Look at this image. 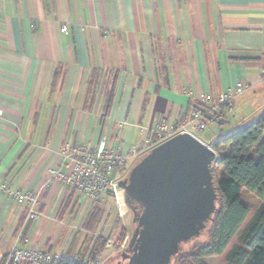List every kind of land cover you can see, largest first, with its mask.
Listing matches in <instances>:
<instances>
[{
	"label": "crops",
	"instance_id": "1",
	"mask_svg": "<svg viewBox=\"0 0 264 264\" xmlns=\"http://www.w3.org/2000/svg\"><path fill=\"white\" fill-rule=\"evenodd\" d=\"M263 68L264 0H0V183L40 200L29 218L0 191V255L87 258L102 222L127 227L107 197L96 232L86 229L96 204L51 178L66 170L64 142L126 150L162 117L186 118L189 88L215 95L240 82L234 112L211 125L247 121L264 107Z\"/></svg>",
	"mask_w": 264,
	"mask_h": 264
},
{
	"label": "water",
	"instance_id": "2",
	"mask_svg": "<svg viewBox=\"0 0 264 264\" xmlns=\"http://www.w3.org/2000/svg\"><path fill=\"white\" fill-rule=\"evenodd\" d=\"M215 152L181 132L143 154L118 181L132 213V232L120 251L127 264H170L184 244L201 236L217 211Z\"/></svg>",
	"mask_w": 264,
	"mask_h": 264
},
{
	"label": "trees",
	"instance_id": "3",
	"mask_svg": "<svg viewBox=\"0 0 264 264\" xmlns=\"http://www.w3.org/2000/svg\"><path fill=\"white\" fill-rule=\"evenodd\" d=\"M211 142L220 158L213 164L217 211L201 236L184 244L170 264H210V257L223 258L225 264H264V203L254 207L241 197L242 188H246L264 198V107L257 119L221 131ZM103 212L100 204L94 206L85 225L88 231L96 232ZM116 222L122 240L128 231L119 218ZM91 241L87 258L86 254L61 256L57 264H98L107 240L100 234ZM0 264H4L3 258Z\"/></svg>",
	"mask_w": 264,
	"mask_h": 264
},
{
	"label": "built area",
	"instance_id": "4",
	"mask_svg": "<svg viewBox=\"0 0 264 264\" xmlns=\"http://www.w3.org/2000/svg\"><path fill=\"white\" fill-rule=\"evenodd\" d=\"M66 29V26L61 28L64 32ZM262 74L264 75V68ZM244 91L245 84L241 82L234 87H227L215 95L208 92L197 93L193 88H189L187 94L192 95L197 106L190 108L186 118L172 122L167 117H162L152 128L151 138L142 143L130 145L126 150L121 146L108 147L105 140H100L96 148H91L83 143L71 144L66 141L60 150L66 170L51 169V178L81 194L82 199L89 206L104 202L109 197L115 214L121 218L124 216L127 205L124 191L118 181L123 178L122 173L127 175L129 160L131 158L137 160L155 145L178 133L188 132L197 136L198 132L205 131L211 124L225 120L233 112L237 96ZM205 143L214 150L215 162H218L220 158L212 142ZM0 191L17 200L19 204L25 205L29 218H35L38 215L40 200L36 191L12 189L9 181L0 183ZM104 224L102 222L101 226L103 227ZM102 230L101 228L98 230V236L102 234ZM102 235L107 240L105 251L110 252L113 247H118V250L121 251L127 247L128 234L122 240L116 241ZM18 239L25 243L28 241L23 230L18 232ZM61 256L58 253L42 249L13 246L0 255V261L3 258L4 264H57Z\"/></svg>",
	"mask_w": 264,
	"mask_h": 264
},
{
	"label": "rangeland",
	"instance_id": "5",
	"mask_svg": "<svg viewBox=\"0 0 264 264\" xmlns=\"http://www.w3.org/2000/svg\"><path fill=\"white\" fill-rule=\"evenodd\" d=\"M233 112H234V110H233ZM259 115L260 114H257L253 118H250L249 120L243 121V122H238L236 120H233L231 122V125H229V126L225 125V127L222 126V130H220L219 126H217V125H211L204 132H198V136L201 139L209 142L210 140L218 137V135H220L221 131L226 132V131H229L232 129L240 128V127L244 126V124L249 122L250 120H252L254 118L257 119L259 117ZM131 167H132V165H131ZM130 168H129V170H130ZM129 170H128V172H129ZM241 197H242V200L244 201V203L251 205V206H254V207H257L261 203H264L263 197L262 198L259 197L255 193L247 190L246 188H242ZM123 222L127 226L126 228L128 231V236L130 237L131 232H132V227H131L132 213L128 209V207L126 208V211L124 213ZM121 223H122V220H121ZM121 225L123 226V223ZM120 228H121L120 226H117L116 228H114V232L112 233L109 231V227H107V225L106 226L104 225L101 233L104 234L105 236L110 237L113 241H116V240H119L118 239L119 238L118 233L120 232ZM189 244H192V242H190ZM119 252H120V250H118V247H113L112 249H110V252L104 250L98 264L114 263L116 261L115 255ZM208 261L210 262V264H225V260L223 258H220V257H211V258H208Z\"/></svg>",
	"mask_w": 264,
	"mask_h": 264
},
{
	"label": "flooded vegetation",
	"instance_id": "6",
	"mask_svg": "<svg viewBox=\"0 0 264 264\" xmlns=\"http://www.w3.org/2000/svg\"><path fill=\"white\" fill-rule=\"evenodd\" d=\"M115 259L116 261L110 264H127V259L124 257L123 254H120V252L115 255Z\"/></svg>",
	"mask_w": 264,
	"mask_h": 264
}]
</instances>
